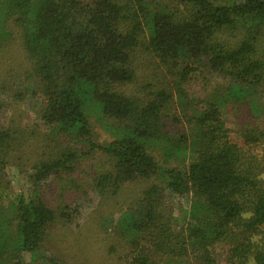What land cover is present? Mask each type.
Returning a JSON list of instances; mask_svg holds the SVG:
<instances>
[{
	"label": "trees",
	"instance_id": "1",
	"mask_svg": "<svg viewBox=\"0 0 264 264\" xmlns=\"http://www.w3.org/2000/svg\"><path fill=\"white\" fill-rule=\"evenodd\" d=\"M9 22L29 64L23 78L8 72L0 80L23 87L20 100L36 99L45 131L35 125L29 134L45 156L25 178L32 191L7 193L0 206V264H29L24 254L59 264L44 258L43 245L57 218L74 222L76 199L56 211L38 189L95 150L109 163L92 183L102 197L153 181L115 223L101 220L113 229L109 255L158 264L197 252L203 264H217L214 247L225 244L228 264H264V0H0L1 49ZM203 69L228 82L223 93H190ZM228 96L263 100L262 128H241L242 143L223 119ZM94 124L109 142L94 143ZM23 138L0 126V174L24 158ZM2 180L0 198L8 191ZM169 197L189 198L183 222Z\"/></svg>",
	"mask_w": 264,
	"mask_h": 264
},
{
	"label": "rangeland",
	"instance_id": "2",
	"mask_svg": "<svg viewBox=\"0 0 264 264\" xmlns=\"http://www.w3.org/2000/svg\"><path fill=\"white\" fill-rule=\"evenodd\" d=\"M233 0H223V3H229ZM3 38L9 41L3 48H0V73H10V76L24 77L25 68L29 62L18 48L16 31L12 23H7ZM11 33V35H9ZM3 44V43H2ZM12 58L14 63H9L7 59ZM8 62V63H6ZM203 76H200L192 83L190 93L195 97L204 99L210 91L214 89L223 93L228 82L215 73L201 70ZM6 84H9L7 81ZM30 84V83H29ZM210 86L205 90V86ZM35 88V84H31ZM19 90V91H18ZM23 87H9L3 85L0 80V126L3 128H12L23 136V143H18L17 149H23V159L9 160V168H6L0 175L4 184L8 187L5 197L0 198V206L8 205L7 193L18 195L19 193H30L32 188L28 185L25 178L31 172L34 162H40L44 159L41 154L38 139L30 137L31 129H36L35 125H40L35 120L36 99L29 96L25 101L18 98L17 93L23 92ZM228 103L222 107L223 119L226 127L230 130L231 140L234 143H242L238 132L243 127L262 128V124L256 119L257 107L263 102L258 96H251L247 100L239 103L233 99L224 98ZM41 127V128H40ZM40 131H45L40 125ZM40 134L38 131H34ZM29 137V138H28ZM93 141L96 145H103L110 141V136L98 125H93ZM158 161H160L158 159ZM21 164L22 171L14 167V163ZM109 167L108 158L99 150L92 151L89 155H84L78 161L75 170L68 175H53L44 184H40L38 192L47 200L50 206L56 211L62 210L70 204L71 200L76 199V203L71 204L72 209L77 208L78 214L74 217V222L63 225V221L57 218L56 224L49 230L48 237L43 245L44 258L53 257L59 264H124L118 260L115 255H109L107 250L114 244V236L111 226L103 228L100 226L101 220L108 216H113L115 223L120 213L131 210L130 206L138 193L152 185L153 181H144L133 186L123 188V192L118 197H102L97 191L93 190V180L96 176L106 172ZM22 172V173H21ZM2 180V182H3ZM75 181V182H74ZM80 189H76L75 187ZM78 196V199L76 198ZM167 207L177 222H183V218L190 208L189 198L169 197ZM130 206V207H129ZM108 230V231H105ZM112 234V235H111ZM118 251H122L120 245H116ZM227 249L225 244H219L214 247V254L217 264L227 263ZM197 252L190 253L186 259L172 261H159L158 264H203ZM23 260L29 264H45L42 261L31 263L29 254H24Z\"/></svg>",
	"mask_w": 264,
	"mask_h": 264
}]
</instances>
